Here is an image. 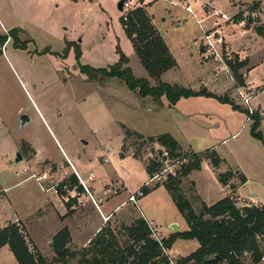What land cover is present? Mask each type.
<instances>
[{"label": "rangeland", "instance_id": "rangeland-1", "mask_svg": "<svg viewBox=\"0 0 264 264\" xmlns=\"http://www.w3.org/2000/svg\"><path fill=\"white\" fill-rule=\"evenodd\" d=\"M120 1L0 0V37L16 29L19 39V46H15L12 39L5 45L0 42V230L10 222L22 221L19 224L31 242L30 248L33 252V247L38 248L47 261L55 258L53 235L66 225L74 237V242L68 246L71 252L90 248L91 244L79 247V242L85 241L99 225L107 238L114 235L125 248L132 241L122 231V224L130 226L136 220L144 219L140 215L146 213L142 204L129 203L119 212L118 216L122 217L105 222L93 206H87L84 214L68 218L65 225L54 210L46 209L45 201H52L60 214L64 212L58 195L52 189L45 190L42 181L47 179L22 181L43 168L51 170L52 182L65 180L64 172L73 175L70 162L77 168L80 165L85 175L93 173L96 176L93 185L98 197H102L106 186H116V182L123 181L128 192L120 199L127 200L128 193L140 190L148 180L144 164L148 166L156 160L162 163L160 171L181 169L182 165H175L168 156H159L160 149L165 154L166 150L157 143L148 142L151 137L170 134L179 145L195 152L214 150L223 160L224 170L235 168L249 179L242 194L264 204V185H261L264 184V165L258 162L260 153H264V144L252 137L249 122L242 129L246 113L206 96L183 98L170 106L165 96L159 100L142 98L138 91H131L118 79H107L102 74L90 78L82 72L84 66L103 69L116 64L119 48L129 59L128 66L134 75L149 79L151 86H156L122 28V15L117 8ZM184 1L187 0H149L148 11L147 6L141 7L151 17L176 62L175 69L164 73L163 82L227 96L247 110L238 95V89L243 87L234 72L227 65L231 75L228 77L226 73H218L216 68L225 66L227 60L235 63L238 55L233 50H241L254 62L253 79L258 86H264V39L255 32H246L244 24L234 25L233 20L242 11L247 21L250 18L257 21L259 10L251 13L248 4L259 3L264 12V0H213L212 4L210 0H190L192 13L183 7ZM209 6L214 10L207 11ZM222 14L228 21L220 18ZM217 21L222 31L219 37L223 38L220 51L224 63L216 62L214 57L204 60L207 55L201 51L204 33L214 29ZM225 38L231 47L225 44ZM78 51L79 61L76 59ZM244 73L245 69L240 70V74L244 76ZM215 76L220 85L226 83L225 92L213 89ZM247 94L252 97L257 94L251 104L254 114L258 113L262 118L260 131L264 138V91H248ZM22 117L29 119L23 127ZM123 126L145 140L136 137L124 140ZM239 131L240 134L232 138ZM29 143L36 152L35 157ZM17 153H21L24 160L16 166ZM106 158L109 164L103 163ZM45 162L48 166H44ZM26 164L30 168L24 173ZM168 173L165 174L167 179ZM188 179L197 184L196 195L204 201L210 202L224 195L213 171L206 170L204 164ZM7 188L10 189L2 194ZM191 190V184L184 182L186 194L188 192L190 196ZM155 195L157 202L153 206L158 216L155 220L161 227L160 234L152 226L155 235L162 240L163 235L173 231L171 224H180V232L186 230L183 215L174 208L170 198L165 200L164 190ZM190 198L192 203H198L195 196ZM260 242L264 249V237ZM198 245L197 240L179 239L168 255L176 263L194 253ZM79 260L80 257L71 264H77ZM241 261L242 264H253L250 256ZM0 264H17L8 246L0 249Z\"/></svg>", "mask_w": 264, "mask_h": 264}, {"label": "trees", "instance_id": "trees-1", "mask_svg": "<svg viewBox=\"0 0 264 264\" xmlns=\"http://www.w3.org/2000/svg\"><path fill=\"white\" fill-rule=\"evenodd\" d=\"M78 2L81 0H71ZM260 9V4L251 6L253 13ZM235 23L245 22L247 29L252 24L255 33L264 38V22L261 20L248 21L243 12L234 17ZM120 23L130 40L135 53L140 59L151 79L156 82V86H151L148 79L137 78L133 70L128 66L129 59L118 48L119 60L116 64L103 69H94L90 66L82 67V72L90 78L95 74H102L107 79H118L122 81L131 91H138L142 98L153 97L156 100L165 96L170 106H175L183 98L199 96L213 97L222 103H229L236 110L246 113L253 121L251 135L253 138L264 144L261 127V116L250 114L248 110H243L227 96H217L203 89L194 91L179 85H172L162 81V75L176 67L168 47L163 37L152 23L151 17L144 8L138 7L129 16L128 21L120 19ZM247 22V23H246ZM9 39L14 41L15 46H19L18 31H10L8 35L0 37L1 45H5ZM72 45L71 43L69 44ZM25 49L26 45L23 44ZM2 52H0V55ZM77 61L80 60V52L76 53ZM227 65L234 72L240 86H245V79L240 70L246 67L248 61L232 62L227 60ZM125 139L136 137L145 140L142 135L123 127ZM148 142L157 143L164 148L168 159L172 161H186L182 164L176 177H169L164 186L176 204L177 209L183 215L189 230L177 232L169 238H163L161 242L152 238L150 224L145 219H138L130 226L124 225L122 231L127 235L132 244H127L125 248L119 245L116 237L111 235L107 238L102 230L90 242L91 247L80 252H71L68 248L70 243V233L67 228L61 230L53 239V249L55 258L47 261L36 249L30 248L27 236L23 233V227L17 223H10L0 230V249L8 246L12 251L17 264H71L73 260H80L77 264H171V257L168 251L171 250L175 242L181 240H197L199 248L189 256L179 259L175 264H242L241 259L250 256L253 264H260L264 258V249L261 246V238L264 237V207H252L251 211L243 213L239 210L235 201L227 197L212 206L202 203L201 210L196 212L181 190L182 179L189 176L193 171L201 170L204 160H209L214 169H218L222 160L214 150L204 153L184 152L179 143L170 135L164 134L156 138L151 137ZM162 163L151 161L147 166L150 176L160 172ZM234 177L232 172L219 174L218 179L222 185H229V181ZM242 184L247 179L241 175ZM78 179L71 176L62 181L57 187V192L64 196L67 191L80 190ZM143 195H147L150 189L144 187L141 190Z\"/></svg>", "mask_w": 264, "mask_h": 264}, {"label": "crops", "instance_id": "crops-1", "mask_svg": "<svg viewBox=\"0 0 264 264\" xmlns=\"http://www.w3.org/2000/svg\"><path fill=\"white\" fill-rule=\"evenodd\" d=\"M82 1H86V0H81ZM90 1V0H89ZM139 0H131V2L133 3V5H139V7H146V10L148 9V2L149 0H145V2H138ZM185 2V6L186 5H189L191 4L190 3V0H187V1H184ZM213 3V0H210V4ZM185 6L183 5V7L185 8ZM190 6V5H189ZM248 6H253L252 4H248ZM209 9L211 10H214L211 6H209V8L207 9V11H209ZM240 9V8H239ZM148 11V10H147ZM242 12V11H241ZM217 14V12H214ZM224 15V14H222ZM226 16V15H225ZM257 19L261 20L264 22V12L260 6V9L257 13ZM227 17V16H226ZM246 17V16H245ZM228 18V17H227ZM222 19V18H221ZM2 22V20L0 19V23ZM153 23V21H152ZM244 24V26H243ZM154 25V23H153ZM234 25H242L243 26V29L246 31V32H255L253 27H251L250 29H247L245 27V22H242V23H235L234 22ZM155 26V25H154ZM123 28V27H122ZM124 30V29H123ZM125 32V31H124ZM220 33L222 32L221 31V28H220ZM2 34H0L1 36ZM126 35V34H125ZM260 37V36H259ZM262 39H264L263 37H261ZM225 44L229 45L227 42H226V38H225ZM230 46V45H229ZM231 47V46H230ZM229 47V48H230ZM202 50V49H201ZM233 50V49H232ZM234 52H236V54L238 55V58L240 60V62H243V61H248V64L246 65L245 68V73H244V79H245V86L244 88L247 89L248 91H257V93L261 92V91H264V86H258L257 82H255V80L253 79V72H254V69H255V66H254V62L253 60L251 59V57H249L248 55H246L245 52H242L241 50H238V51H235L233 50ZM119 56V55H118ZM119 60V59H118ZM164 75V74H163ZM162 75V77H163ZM216 78V76H215ZM151 79V78H150ZM149 80V79H148ZM153 80V79H152ZM163 81V80H162ZM150 82V80H149ZM216 84L215 86L213 87V89L217 92L218 91H221V92H225L226 91V83L223 82L221 85L218 83L219 82V79L216 78L215 80ZM155 85H156V82L154 81ZM230 84V83H229ZM228 84V85H229ZM204 88H206V84L203 85ZM202 88H200L199 90L197 91H200ZM212 93V92H211ZM217 95V94H216ZM218 96V95H217ZM257 94L254 95L253 99L251 100V103L253 100H255ZM252 105V104H251ZM244 110V108H242ZM258 111H260L261 113V109H258ZM263 113V112H262ZM261 113V114H262ZM247 115V114H246ZM264 119V118H263ZM248 122L251 124V128H252V125H253V121L249 118V116L247 115V119H246V122L244 123L242 129L246 128L247 127V124ZM264 122V121H263ZM122 127V126H121ZM125 128H127L126 126H123ZM261 127H262V124H261ZM128 129V128H127ZM240 134V131L235 133L234 135H232V138H236L238 135ZM29 145L31 146V148L34 150V148L32 147V145L29 143ZM181 146V145H180ZM182 150L184 152H195L191 149H187L183 146H181ZM195 153H204V152H195ZM36 152L34 150V156L35 157L36 155ZM152 155V153H150ZM130 156H133L135 157L133 154H129ZM121 156L122 157H125V154L124 153H121ZM30 158V159H33ZM255 157V156H254ZM260 158L258 162L262 163L264 165V153H260ZM221 159V158H220ZM105 160H108L107 158L102 160L103 163H107L105 162ZM222 160V159H221ZM208 162V163H206ZM145 163V161H144ZM46 162L44 163V166H48V165H45ZM109 164V162H108ZM204 164V167L206 170H212L213 171V175H214V178L216 179V181L218 182V184L222 187V190H223V193L224 195L219 197L218 199H215V200H211L210 202H207V201H204L202 200L199 196H197V192H196V188H197V184L193 181H189V177L193 175V173H195L196 171H193L189 176H187L186 178H183V181H182V184H181V190L182 192L184 193V195L187 197V199L190 201V203L192 204L194 210L196 212H199L198 209H200L202 203H205L207 206H212L214 204H216L217 202L227 198V197H230L232 198L234 201H236V204L238 206H242L244 205V202H253L255 204H250L251 207H254V206H264V204L260 203V201L258 199H255V198H252V197H247L245 196L244 194H242L243 190H244V187L249 183V179L246 177L245 173H242L240 171H238L237 169H232V168H229L227 170H224L223 169V160H222V163L220 165V167L218 169H214L210 163L209 160H204L202 165ZM145 166V171H146V179H148L145 183H144V186L142 188H140V190L138 189L135 193H128L129 196L127 198V200L125 199H120L121 195L123 193H127L128 192V188L126 186L125 183L120 182H116V186H106L104 192H103V195L102 197H98L97 196V189L95 187L94 182L96 180V176L91 173L89 175H85V173H82L81 171V167L79 165V168L75 167L76 170L78 171L81 179L84 181L85 185L87 186V188L90 190V192L92 193L93 197H94V200L96 201V205L93 204V202L91 201V199L89 198V196L86 194L84 188L82 187V185L80 184V182L78 181L79 183V186L81 187L80 190H73V191H67L66 194L64 196H61L60 194H58V192L56 193L58 195V199H59V203L61 204L60 206L63 207L64 209V212L62 214H60L57 210H56V206L53 204L52 201L48 202V201H45V204H46V209H49L50 211H55V213L58 214V217H60V221L61 223L65 224L69 219L70 217H77L79 214H84V208H87V206H93V208H95L100 216L105 220V222H110V218H115V217H122V216H118L119 212H121L124 208H126L129 203H132L134 204L135 206H138V205H141L143 206V209H144V212L146 213V215L144 214H141L140 217H144V219L149 223L151 224V226L154 227L155 230L159 231L160 232V226L157 224V220L156 217L157 214H156V209L154 208V206H156V202H157V197H156V193L160 190H164L165 194L164 195V198L165 200L170 198V200H172V198L170 197V195L168 194L164 184H160V183H154V186H151V185H148L147 183L149 182V179L151 178V176L148 174L147 172V166L146 164H144ZM29 166L26 164L25 167L23 168V171L26 170V172L24 173H27L29 172ZM202 168V166H201ZM227 172H232L234 174V177L230 179L229 181V185L225 186V185H222L220 182H219V179H218V176L219 174H225ZM243 175L246 179H247V182L245 184H242L241 181H240V176ZM35 176V177H33ZM55 176V174H54ZM53 176V177H54ZM64 176V175H63ZM73 175H68V176H64L65 180L68 179L69 177H71ZM31 178H36L37 179H47V180H44L42 181L43 185H44V188L45 190L47 189H50L54 184H60L62 181L64 180H59L57 181V183H54V181L52 182L51 181V170L50 169H46V168H43L41 171L39 172H36L34 171L33 174L26 178L25 180H23L22 182L24 181H28L30 180ZM184 182H187V184H191V188L192 190L189 191V193H191V195L198 200V203L197 204H194L192 203V199L190 198L191 195L189 196L188 195V192L186 194V192L184 191ZM153 185V184H152ZM261 185H264L263 182ZM260 185V186H261ZM55 186V185H54ZM144 187H147L148 189H150V192L149 194L147 195H142L141 197H139L135 202H132L130 201V197L137 194L138 191H141ZM10 188H7V189H4L3 193L2 194H5ZM54 192V191H53ZM162 192V191H161ZM55 193V192H54ZM164 194V193H163ZM76 195H79L81 201H82V204L79 205L77 200H71L70 202H66L64 199L68 198L69 196H76ZM166 196V197H165ZM168 196V197H167ZM115 197L117 199H115ZM149 198H152L150 201H149ZM172 204H174V208L177 209L176 207V204L174 203V201L172 200ZM154 205V206H153ZM148 217V218H147ZM69 218V219H68ZM152 218V220H151ZM20 222L22 221H18V222H10V223H17L19 224ZM9 223V224H10ZM24 223V222H23ZM187 224V223H186ZM66 225V224H65ZM122 225H126L125 223H123ZM173 225H176V224H171L170 227L172 228ZM127 226V225H126ZM178 227V232H180V227L181 225L178 224L177 225ZM64 228H67L69 233H70V243H73L74 242V237L72 235V232H71V228L66 225ZM63 228V229H64ZM62 229V230H63ZM102 230V226L99 225L96 230L94 232L91 233V235H89L85 241L83 242H79L81 248L83 247H86L87 244H90V242L96 237V235ZM189 230V226L187 224V228L186 230L182 231V232H185V231H188ZM60 231H58L57 233H55L53 235V238L59 233ZM161 234V232H160ZM174 232L171 230L169 233H167V235H163L162 237L163 238H168L170 237L171 235H173ZM69 243V246L71 245ZM174 246V245H173ZM199 246V245H198ZM35 248V247H34ZM173 248V247H172ZM172 248L170 250V253L172 252ZM199 248V247H198ZM36 249V248H35ZM36 251H38L41 255H42V252L37 248Z\"/></svg>", "mask_w": 264, "mask_h": 264}, {"label": "built area", "instance_id": "built-area-1", "mask_svg": "<svg viewBox=\"0 0 264 264\" xmlns=\"http://www.w3.org/2000/svg\"><path fill=\"white\" fill-rule=\"evenodd\" d=\"M139 7V5H133V3L131 2V0H125V3L123 5V11L121 12V15H122V19L124 21H128L129 19V16L130 14ZM186 10L189 12V13H192V8L189 6V5H186ZM219 16V15H217ZM220 18H222L223 20L225 21H228V18L225 16V15H220ZM220 25H219V22L217 21V24L215 26L214 29H212L211 31H208V32H205V36H204V39L202 40L203 41V44H202V52L205 53L207 56L204 57V60L206 59H210L209 57H214V60L216 62H218L219 60L223 62V58H222V51H220L221 47H222V40L223 38L219 37V34H220ZM225 66H223L221 68V66H218L216 69V71H218V73H226L228 77H231V75H229V69L227 67V64H224ZM221 68V69H220ZM245 88H239L238 89V95L239 97L241 98V100L243 101V105L247 108L248 112L252 115L254 114V108L252 107L251 105V100L253 99L252 95L249 96L247 94V92L244 90ZM164 156H168L167 153H163ZM170 161V159H168ZM105 162H109V160H105ZM175 165H182L183 164V161L180 162V161H174L173 162ZM68 165L71 167L72 171H73V175L76 176V178L78 179V181L80 182V184L82 185V187L84 188L86 194L89 196V198L91 199V201L93 202L94 205L97 206L96 204V201L94 200V197L92 195V193L90 192V190L87 188V186L85 185L84 181L81 179L78 171L76 170V168L69 162ZM23 172H26V170H24ZM167 172H170L168 173V178L169 177H176L178 172L179 171H175L173 172L170 168H165V169H162L160 172H158L157 174H155L154 176H152L150 179H149V182L147 183L148 185H151V184H154V183H160L162 182L163 180L167 179V177L165 176V174ZM64 176H68V173L67 172H64ZM35 177V176H33ZM38 181H41L40 179H37ZM167 181V180H166ZM59 186V184H55L54 187H51L50 189H47L46 191H49V190H53L55 193H57V187ZM143 194L141 191H138L137 194L133 195L130 197V201L132 202H135L137 201V199L139 197H141ZM66 202H70L71 200H77L78 204L81 205L82 204V201L79 197V195H76V196H69L68 198L64 199ZM253 202H244V205H250L252 204ZM255 204V203H253ZM150 228H151V233H152V236L153 238L158 241V242H161V239L159 237H157L155 235V230L152 228V226L150 225ZM263 261H264V258H263ZM171 264H175V262L173 260H171Z\"/></svg>", "mask_w": 264, "mask_h": 264}, {"label": "water", "instance_id": "water-1", "mask_svg": "<svg viewBox=\"0 0 264 264\" xmlns=\"http://www.w3.org/2000/svg\"><path fill=\"white\" fill-rule=\"evenodd\" d=\"M124 3H125V0H121L119 3H118V5H117V8H118V10L120 11V12H122L123 11V5H124ZM22 122H21V127H23L26 123H28L29 122V119L27 118V117H22V120H21ZM23 125V126H22ZM163 153H164V151L162 150V149H160L159 150V156L161 157V156H163ZM23 156L21 155V153H17L16 154V157H15V160H14V165H19L20 163H22L23 162ZM238 208H239V210L241 211V212H243V213H249L250 211H251V209H252V207L250 206V205H242V206H238ZM172 229H173V232L174 233H177L178 232V227H177V225H173V227H172ZM51 245H52V243H51Z\"/></svg>", "mask_w": 264, "mask_h": 264}, {"label": "flooded vegetation", "instance_id": "flooded-vegetation-1", "mask_svg": "<svg viewBox=\"0 0 264 264\" xmlns=\"http://www.w3.org/2000/svg\"><path fill=\"white\" fill-rule=\"evenodd\" d=\"M23 126V125H22Z\"/></svg>", "mask_w": 264, "mask_h": 264}]
</instances>
